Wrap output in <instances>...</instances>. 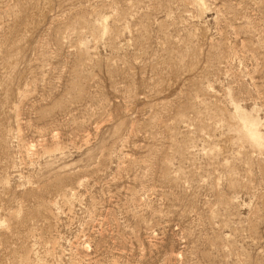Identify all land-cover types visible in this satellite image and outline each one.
I'll return each mask as SVG.
<instances>
[{"label":"rangeland","instance_id":"obj_1","mask_svg":"<svg viewBox=\"0 0 264 264\" xmlns=\"http://www.w3.org/2000/svg\"><path fill=\"white\" fill-rule=\"evenodd\" d=\"M201 1L0 0V264H264V0Z\"/></svg>","mask_w":264,"mask_h":264},{"label":"bare ground","instance_id":"obj_2","mask_svg":"<svg viewBox=\"0 0 264 264\" xmlns=\"http://www.w3.org/2000/svg\"><path fill=\"white\" fill-rule=\"evenodd\" d=\"M196 1H197L198 4H201V6L204 5L201 0H196ZM250 119L244 116V122H245V125H247L249 137L251 138V140L254 143L260 145L262 141H261V136L258 133L259 131L257 132L258 128H256V121L257 120L253 121L252 119L251 120Z\"/></svg>","mask_w":264,"mask_h":264}]
</instances>
